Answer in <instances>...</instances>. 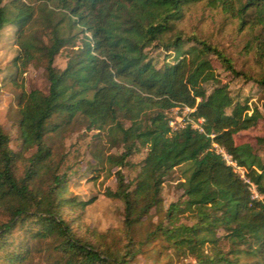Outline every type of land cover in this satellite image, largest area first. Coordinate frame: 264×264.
I'll return each instance as SVG.
<instances>
[{
	"label": "trees",
	"instance_id": "trees-1",
	"mask_svg": "<svg viewBox=\"0 0 264 264\" xmlns=\"http://www.w3.org/2000/svg\"><path fill=\"white\" fill-rule=\"evenodd\" d=\"M201 1L257 30L255 52L264 62V0H0V34L14 29L18 47L9 78L20 88L21 144L20 152L12 151L0 128V213L6 217L0 224V264H31L40 252L46 254L44 264H128L157 239L194 264H239L240 254L264 264V158L248 143L234 141L264 115L247 101L234 100L217 79L211 56L239 74L221 51L175 31L184 6ZM39 19L49 25L47 43L40 45L25 35ZM65 45L71 51L58 70L54 57ZM152 48L164 53L162 63L149 56ZM35 60L44 69L47 93L24 90L21 76ZM255 82L264 88V70ZM175 108H187V119H203L202 131L190 124L172 130L167 112ZM78 120L88 131H106L113 146L121 147L106 159L117 170L115 189L105 191L122 203L119 247L79 225L80 210L90 201L66 196V176L47 144L51 134ZM29 148L35 152L24 158ZM142 150L139 171L125 182L121 170ZM219 150L243 169L247 182ZM175 169L183 200L164 211L165 225L160 221L136 239V228L150 211H162L163 180ZM250 186L259 198H251ZM185 212L191 225L179 222Z\"/></svg>",
	"mask_w": 264,
	"mask_h": 264
},
{
	"label": "rangeland",
	"instance_id": "rangeland-1",
	"mask_svg": "<svg viewBox=\"0 0 264 264\" xmlns=\"http://www.w3.org/2000/svg\"><path fill=\"white\" fill-rule=\"evenodd\" d=\"M33 3L39 5L40 1ZM58 19L59 16L56 15L51 23H56ZM47 23L42 19L36 21L25 32L26 38L35 39L38 45L41 41L46 44L49 31ZM175 31H178L184 38L195 36L221 51L230 60L233 70L239 74L226 71L219 61L211 56V64L217 79L221 84L227 86L234 100L247 101L251 108L257 107L264 115V88L255 82L264 70V62L257 57L255 52L257 30H251L247 26L241 27L236 19L219 8H210L205 1H201L184 6L183 16L176 23ZM69 34L74 35L75 31H71ZM80 37L81 35L78 33L75 38L76 45L79 44ZM15 44L14 29L7 28L1 32L0 128L9 138L11 150L18 153L21 150L17 125V95L20 88L14 86L9 78L13 60L17 55L18 47ZM70 51L69 45L61 48L53 61V66L56 69H64L66 55ZM148 52L157 64L162 63L163 52L153 48ZM21 77L24 81L25 91L37 90L47 93L48 82L39 60L30 63ZM206 88L210 91V84H207ZM167 113L168 117L180 120V123L187 121L188 111L185 109L175 108ZM234 141L236 144L248 143L258 155L264 158V119L259 120L254 127L237 133L234 136ZM47 144L53 152L54 164H58L60 173L66 176V196H74L76 201H90L80 210L79 225L91 229L102 243L119 247L118 241L116 243L115 240L121 236L122 203L116 199L108 198L105 191L115 189V171L117 170V168H110L106 159L109 156L120 154L121 147L116 144L113 146L106 131L100 133L94 130L88 131L80 120L66 126L59 133L51 134ZM34 152L35 148H29L23 151L22 155L27 158ZM144 153L145 151L142 150L128 158V164L132 167L130 168L128 165L121 170L125 182L131 181L139 171V164ZM22 163L20 161L17 163L19 174L23 169ZM235 172L242 176L240 170L235 169ZM180 181L178 169L173 170L164 178L161 190L162 211L160 213H156L155 210L150 211L143 223L137 226L136 239L144 234L146 236L160 221L163 225L166 224V220L163 219L164 211L170 204L183 200L182 190L179 187ZM178 218L180 223L187 225L193 223L187 212L179 214ZM5 220L6 217L0 213V224ZM75 226L77 227V225ZM75 229L77 230V228ZM83 231L82 229L81 234ZM18 233L17 231L16 235ZM217 235H221V231H217ZM227 249L226 245L221 246L223 252H226ZM205 252L209 253L207 245ZM45 255V252L35 254L31 264H44ZM256 260V257L246 254L238 255L239 264H255ZM128 264H194V259L166 248L164 243L157 239L154 242L146 243L143 253L137 255Z\"/></svg>",
	"mask_w": 264,
	"mask_h": 264
},
{
	"label": "built area",
	"instance_id": "built-area-1",
	"mask_svg": "<svg viewBox=\"0 0 264 264\" xmlns=\"http://www.w3.org/2000/svg\"><path fill=\"white\" fill-rule=\"evenodd\" d=\"M186 111H189L187 108H185ZM203 122V119L199 118L195 121L191 120V119H187V121H184L183 123H180V120H175L171 117H169L168 119V126L172 129V130H175V129H178V128H181L187 124H190V126L192 128H195L197 129L198 131H202V128H201V123ZM219 152L221 153V155L223 156V158L225 159V161L227 162V164L231 165L235 171L236 170H240V172L242 173V176L241 178H243L245 180V178L243 177V169L237 167L231 160H229L228 156L223 153V151L219 150ZM246 181V180H245ZM247 182V181H246ZM250 190H251V198H259L257 193L255 192L254 190V187L253 186H250Z\"/></svg>",
	"mask_w": 264,
	"mask_h": 264
}]
</instances>
